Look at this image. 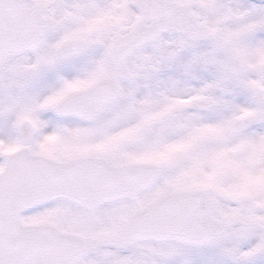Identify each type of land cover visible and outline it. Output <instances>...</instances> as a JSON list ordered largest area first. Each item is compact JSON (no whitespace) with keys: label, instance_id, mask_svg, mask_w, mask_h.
I'll return each instance as SVG.
<instances>
[{"label":"snow or ice","instance_id":"obj_1","mask_svg":"<svg viewBox=\"0 0 264 264\" xmlns=\"http://www.w3.org/2000/svg\"><path fill=\"white\" fill-rule=\"evenodd\" d=\"M0 264H264V0H0Z\"/></svg>","mask_w":264,"mask_h":264}]
</instances>
